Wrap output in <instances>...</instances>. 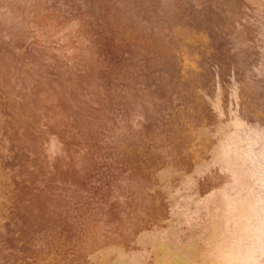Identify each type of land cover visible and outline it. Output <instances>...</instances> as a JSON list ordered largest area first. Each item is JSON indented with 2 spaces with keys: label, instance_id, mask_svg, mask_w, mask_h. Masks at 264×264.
Wrapping results in <instances>:
<instances>
[{
  "label": "rangeland",
  "instance_id": "obj_1",
  "mask_svg": "<svg viewBox=\"0 0 264 264\" xmlns=\"http://www.w3.org/2000/svg\"><path fill=\"white\" fill-rule=\"evenodd\" d=\"M0 264H264V0H0Z\"/></svg>",
  "mask_w": 264,
  "mask_h": 264
}]
</instances>
